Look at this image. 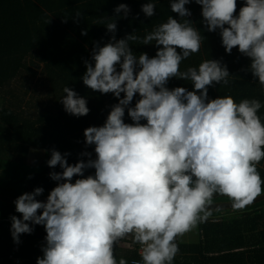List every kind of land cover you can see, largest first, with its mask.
<instances>
[{
	"label": "clouds",
	"instance_id": "1",
	"mask_svg": "<svg viewBox=\"0 0 264 264\" xmlns=\"http://www.w3.org/2000/svg\"><path fill=\"white\" fill-rule=\"evenodd\" d=\"M191 2L170 0L171 11L184 22L169 16L144 36L143 45L157 47L154 57L134 55L129 41L140 38L132 33L117 40V25L111 22L106 27L113 33L110 42L93 48L94 66L85 61L83 84L113 94L118 103L103 126L84 131L85 144L95 146V159L82 152L89 159L70 165V153L53 149L47 165H59L62 172H50L58 184L47 201L36 199L42 187L14 201L22 214V219L11 217L14 242L32 233L30 225L45 228L46 244L36 264H127L124 258L117 262L115 248L128 236L141 249V261L132 264H173L177 238L208 221L214 195L226 196L233 210H243L264 192L257 169L264 159V123L257 114L261 102L209 99V87L227 86L234 77L219 60L180 71L181 62L201 47L200 31L183 19L192 15L185 7ZM195 3L202 7L207 31L219 30L225 52L238 48L250 58L249 71L264 89V0H243L238 14L237 0ZM114 11L126 18L130 9L121 3ZM141 11L152 17L155 4L146 2ZM171 78L191 82L193 90L169 89ZM63 92L66 113H89L85 98L69 87ZM136 94L140 98L130 106ZM126 109L132 123L124 122ZM86 169L95 174L85 177ZM74 177L79 178L73 183Z\"/></svg>",
	"mask_w": 264,
	"mask_h": 264
},
{
	"label": "trees",
	"instance_id": "2",
	"mask_svg": "<svg viewBox=\"0 0 264 264\" xmlns=\"http://www.w3.org/2000/svg\"><path fill=\"white\" fill-rule=\"evenodd\" d=\"M146 2L155 4L156 11L152 17H146L141 11ZM121 3L127 4L130 9L126 18L123 12L117 14L114 11ZM242 4L243 0H237V14ZM185 7L192 15L183 19L192 22L202 39L199 52L183 60L180 71L188 67L198 68L205 60L221 61L234 77H229L227 86L214 84L209 87V99L231 96L236 103L242 99H258L262 107L257 114L264 123V89L259 85L258 78H254L249 71L250 58L240 54L238 48H234L231 54L225 52L219 30L207 31L202 23V7L195 0ZM77 11L82 13L80 17H77ZM169 16L178 21L182 19L171 11L170 0H0V95L10 87L19 89V94L11 95L13 99L8 103L1 101L0 97L1 197L16 200L24 193L42 187L44 192L36 199L47 198L58 184L50 178V172H62L59 165L54 169L47 165L53 149L62 155L70 153L67 156L70 165L81 159L85 162L89 159L81 156L82 152L92 153L91 158L95 159V146L85 144L84 131L88 127L103 126L118 98L111 93L93 91L83 84L85 61L94 66L93 48L110 42L113 33L108 32L106 27L111 22L117 25L114 33L117 40L132 33L140 38L129 41L134 55L138 57L146 53L149 58L154 57L157 52L155 44L143 45L142 40L155 27L167 22ZM84 31L86 35H82ZM117 70H120L119 66ZM42 81L46 87V102L38 114L32 115L22 110V103L30 92L38 90ZM65 87L86 99L89 108L87 115L76 117L66 113L61 103L62 96L66 95L63 92ZM166 87L193 90L191 82L178 78H171ZM139 98V94H136L130 106L134 107ZM123 119L125 123H132L127 109ZM32 151L40 154V162L30 168L28 161ZM257 169L264 179V159ZM94 174L95 169H86L84 176ZM76 178L79 177H74L73 183ZM222 202L231 201L226 196H213L212 203ZM257 211L260 213L257 214ZM250 212L253 216H249ZM12 216L22 219L15 206L0 202V264H12L9 255L14 240L8 233ZM30 226L33 231L31 234L25 233V243L20 248L19 256L25 264H36L37 258L43 255L46 231L42 225ZM197 232V244H184L177 238L179 253L173 264H202L209 256L243 247L262 248L264 202L243 210L211 213L207 222L198 224ZM115 257L117 262L120 258L126 259L127 264L140 260L133 238L119 242Z\"/></svg>",
	"mask_w": 264,
	"mask_h": 264
},
{
	"label": "rangeland",
	"instance_id": "3",
	"mask_svg": "<svg viewBox=\"0 0 264 264\" xmlns=\"http://www.w3.org/2000/svg\"><path fill=\"white\" fill-rule=\"evenodd\" d=\"M19 82H21L20 79H18ZM40 89V90H39ZM6 90V88H5ZM38 91V93H37ZM17 96L19 94V89L17 87H10L9 90H6L5 93H2L0 95L1 101H6L7 103L10 102L13 98H11V95ZM35 93V94H34ZM30 92L27 97H25V102L22 103V110L25 109L26 112L31 113L32 115H36L39 113L40 110L44 107V104L46 102V87H44V81L41 82L40 86L38 87V90L36 92ZM0 101V103H1ZM37 155H40L38 152H32V155L29 158L28 161V166L32 168L33 166L31 165H36L37 163L39 164L40 160ZM37 164V165H38ZM36 168V167H35ZM197 228V227H196ZM196 228H194L192 231L194 234V237L192 238V235L190 232H187V239L183 235L181 238L182 243H187L190 244L193 242V239L195 238V235H197L198 232H196ZM263 256H252L247 260H244L245 262L247 261H252L254 264H264V259H262Z\"/></svg>",
	"mask_w": 264,
	"mask_h": 264
},
{
	"label": "crops",
	"instance_id": "4",
	"mask_svg": "<svg viewBox=\"0 0 264 264\" xmlns=\"http://www.w3.org/2000/svg\"><path fill=\"white\" fill-rule=\"evenodd\" d=\"M37 80V78H35ZM36 152V151H32ZM32 152L30 156L32 155ZM38 156V155H37ZM39 160L40 157L38 156ZM261 210V209H259ZM260 213V211H259ZM257 211V214H259ZM249 216H253V213L250 212ZM197 232V228H196ZM192 235V238L194 237V234L190 232ZM184 236L187 239V234H184ZM179 240L181 242V238L179 237ZM199 241V235H195V238L193 239V242L190 244H197ZM182 243V242H181ZM185 244V243H184ZM187 244V243H186ZM252 256H263L262 259H264V247L262 248H250L247 249L246 247H243L242 249L234 250L228 253H222L220 255H213L209 256L206 259L202 261V264H254L252 261L245 262L244 260L249 259Z\"/></svg>",
	"mask_w": 264,
	"mask_h": 264
},
{
	"label": "water",
	"instance_id": "5",
	"mask_svg": "<svg viewBox=\"0 0 264 264\" xmlns=\"http://www.w3.org/2000/svg\"><path fill=\"white\" fill-rule=\"evenodd\" d=\"M14 201H15V199H9V198H4V197L0 196V202L1 203H5V204H9V205L15 206ZM38 201L46 202L47 198L40 199ZM262 202H264V194H261L260 196H258L251 205L246 206L245 208L257 205V204L262 203ZM209 208H210L211 213L233 211L232 206H231V202L211 203Z\"/></svg>",
	"mask_w": 264,
	"mask_h": 264
},
{
	"label": "built area",
	"instance_id": "6",
	"mask_svg": "<svg viewBox=\"0 0 264 264\" xmlns=\"http://www.w3.org/2000/svg\"><path fill=\"white\" fill-rule=\"evenodd\" d=\"M11 225L8 227V233L11 234ZM128 241L132 239L131 236H128ZM19 243L14 242L13 245L11 246L10 249V255H9V260L11 261L12 264H25L24 260L19 256L20 253V248L24 245L25 243V234H21L19 237ZM135 251L137 253V256L140 257V260H134V261H141V256H140V245L135 243ZM133 261L130 262L132 264Z\"/></svg>",
	"mask_w": 264,
	"mask_h": 264
}]
</instances>
